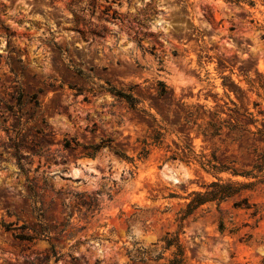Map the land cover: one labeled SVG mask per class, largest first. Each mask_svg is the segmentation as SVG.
<instances>
[{"label": "rangeland", "instance_id": "rangeland-1", "mask_svg": "<svg viewBox=\"0 0 264 264\" xmlns=\"http://www.w3.org/2000/svg\"><path fill=\"white\" fill-rule=\"evenodd\" d=\"M262 134L264 0H0V264H133L217 180L254 184L186 220L187 264H264V169L200 163L249 171Z\"/></svg>", "mask_w": 264, "mask_h": 264}, {"label": "trees", "instance_id": "trees-1", "mask_svg": "<svg viewBox=\"0 0 264 264\" xmlns=\"http://www.w3.org/2000/svg\"><path fill=\"white\" fill-rule=\"evenodd\" d=\"M229 3L236 4L239 6H243L244 4H249L250 6L255 5V0H225ZM159 85H161L160 88H157V93L159 95H164L166 92L167 85L159 81ZM106 91H110L112 94L117 96L118 98H121L125 100L128 105L132 108L136 107V104L138 103V98L135 97L133 93V88H129V91L124 90H113L104 88ZM187 115H193L192 112H188ZM222 122L221 123H215L208 121L207 125L202 128L201 133L204 136L214 137L217 134L220 133L222 128ZM228 126L232 127L234 124L229 121ZM258 132H261L259 130ZM163 138V132L160 129H154L152 133H149L144 138L139 139L137 138V141L141 143L140 150L138 152L139 157H146L149 152L150 148L149 146L152 144H160L162 142ZM261 141L264 142V134H262ZM111 142V140H110ZM107 140H102L99 143L89 144L85 146V156L94 157L97 152L103 148L107 144ZM188 146H184L186 148ZM114 151L123 158L126 159H133V157L129 156L125 152H122L116 148H114ZM206 161V160H205ZM200 161L201 165L205 168V166H208V168L212 169H220V170H228L230 169L231 172L234 175H244V176H256L253 174V170L262 171L264 169V153L259 154L256 158V162L251 164L252 169L249 171L246 170H238L234 166H227L225 164H221V166H218L216 164H212L211 160ZM260 182H264V178L260 180ZM254 182L249 183H234V182H228V183H221L219 180L212 181L210 184L207 185V189L202 191H194L190 195L192 196L190 201L187 202L184 206L179 208V210L176 212V216L174 218V222L177 225V229L175 231L166 230L161 236L158 237L156 242H153V248H136L135 250H131L127 252V255L129 256V259L132 261L133 264H187L188 258L186 254V247L182 242L181 239V233L184 232L183 227L192 214L196 212V210L203 204L218 200V202H221L225 198L239 192L242 188L252 186ZM246 207H250V204L246 202ZM140 212H133L129 216V218H134L135 216H139ZM129 218L127 221H129ZM220 230L225 229V225L223 222L220 223L219 226ZM160 246L161 249H158ZM168 252V254H166Z\"/></svg>", "mask_w": 264, "mask_h": 264}]
</instances>
